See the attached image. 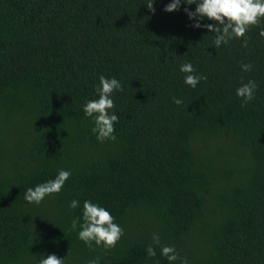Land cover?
Segmentation results:
<instances>
[{
	"label": "trees",
	"instance_id": "1",
	"mask_svg": "<svg viewBox=\"0 0 264 264\" xmlns=\"http://www.w3.org/2000/svg\"><path fill=\"white\" fill-rule=\"evenodd\" d=\"M168 2L152 13L144 0H0V264H168L156 245L146 255L154 232L189 264H264V24L247 46L216 49ZM186 61L207 76L196 88ZM100 74L123 85L115 141H98L83 113ZM248 79L258 88L241 106ZM60 168L72 172L60 193L25 201ZM72 199L111 210L115 247L78 238Z\"/></svg>",
	"mask_w": 264,
	"mask_h": 264
},
{
	"label": "clouds",
	"instance_id": "2",
	"mask_svg": "<svg viewBox=\"0 0 264 264\" xmlns=\"http://www.w3.org/2000/svg\"><path fill=\"white\" fill-rule=\"evenodd\" d=\"M156 0H144L148 10L155 13ZM186 13L191 26L194 28L207 29L208 33L214 34L213 45L219 49L221 45H228L233 39H242L245 46L248 43L247 33L253 26L264 24V0H169L164 4V11L173 12L181 9ZM195 5L192 9L188 6ZM259 35L264 37V27H260ZM243 72H250L253 68L251 63H241ZM179 71L183 73V83L190 88H196L207 76L200 73L191 61L179 65ZM98 84L95 86V98L88 99L83 104V113L92 121L91 132L98 141H115V124L119 116L115 110L114 94L123 90L120 79L116 76L100 74ZM258 84L254 79L241 82L235 89L237 97L241 98V106L255 99ZM177 105L183 103L178 97H173ZM72 176L69 169L60 168L56 175L41 183L24 189V199L29 204H41L46 197L54 193H60L66 182ZM69 209H80L81 215L72 220V228L77 230L78 238L88 247L102 246L106 249L113 248L122 239L124 228L116 222V218L109 208L92 199H72ZM153 243L147 245L146 255L156 257L159 254L168 261V264H189L187 258H181L177 249L172 244H161L158 233L152 234ZM38 264H65V257L56 254L41 255ZM87 264H99L97 258L87 261ZM159 264V261H157Z\"/></svg>",
	"mask_w": 264,
	"mask_h": 264
}]
</instances>
